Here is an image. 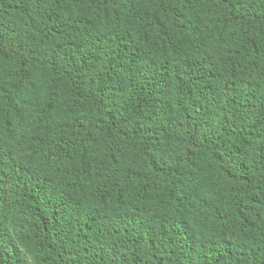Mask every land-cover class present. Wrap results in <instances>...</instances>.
<instances>
[{"label":"trees","instance_id":"16d2710c","mask_svg":"<svg viewBox=\"0 0 264 264\" xmlns=\"http://www.w3.org/2000/svg\"><path fill=\"white\" fill-rule=\"evenodd\" d=\"M0 264H264V0H0Z\"/></svg>","mask_w":264,"mask_h":264}]
</instances>
